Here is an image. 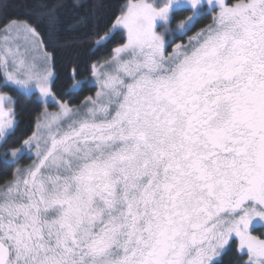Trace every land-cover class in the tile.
Wrapping results in <instances>:
<instances>
[{"label": "snow or ice", "instance_id": "snow-or-ice-1", "mask_svg": "<svg viewBox=\"0 0 264 264\" xmlns=\"http://www.w3.org/2000/svg\"><path fill=\"white\" fill-rule=\"evenodd\" d=\"M174 2L133 0L100 30L114 46L80 106L57 99L37 28L0 26L4 81L58 107L10 147L16 100L0 91V149L34 153L0 185V264H212L232 234L264 264V233L248 231L264 211L244 207L264 206V0H215L212 23L169 54L154 22ZM43 15L54 27L56 7Z\"/></svg>", "mask_w": 264, "mask_h": 264}, {"label": "trees", "instance_id": "trees-1", "mask_svg": "<svg viewBox=\"0 0 264 264\" xmlns=\"http://www.w3.org/2000/svg\"><path fill=\"white\" fill-rule=\"evenodd\" d=\"M129 0H0V26L5 21L17 20L31 23L37 28L44 48L51 53L55 60L54 92L57 99L63 97L64 102L72 106L82 105L86 97L93 96L96 87L92 83L93 77L89 72L90 63L106 56L113 44L107 41L96 44L101 29L109 21L119 15L120 9ZM236 0H228L232 5ZM56 7L57 20L50 26L43 14L50 8ZM188 14L178 16L176 22L183 21ZM212 22L211 17L199 20L198 26ZM120 33L123 31L120 30ZM1 35V33H0ZM111 39V37H110ZM117 39L121 37L117 36ZM75 68L77 78L84 85L74 91L70 78L71 70ZM0 75V91L6 92L16 100L15 111L17 125L13 138L9 141L10 147H19L21 140L31 135L34 130L35 118L43 112V104L35 94L27 95L17 88L5 85ZM0 149V185L7 183L13 176L16 166L7 161ZM28 163L24 160L23 165ZM214 264H247V255L239 250L237 240H232L221 259Z\"/></svg>", "mask_w": 264, "mask_h": 264}, {"label": "flooded vegetation", "instance_id": "flooded-vegetation-1", "mask_svg": "<svg viewBox=\"0 0 264 264\" xmlns=\"http://www.w3.org/2000/svg\"><path fill=\"white\" fill-rule=\"evenodd\" d=\"M219 7L220 6L214 1L212 5H209L208 0H201V4L197 5L196 7H193L190 0H182L180 6L171 10L168 15L169 22L167 24L170 30H172L170 31V33L171 32H173L174 34L178 33L176 37H168L170 33L167 34L164 44L166 50H168V53L170 54L171 50L172 52L175 51V45L177 44L182 43L183 45H187L190 37L195 36L199 30L206 28L209 24L204 26H198L199 20L204 17H211L212 19L214 14L218 12V10L220 9ZM184 14H188V15L183 21L189 20V22L186 24V26H181L180 24L181 21L176 22L175 20L178 16H182ZM188 17H191V19H187ZM176 28L177 31H173L176 30ZM161 29L162 27L161 28L159 26L156 27V31L158 32H161ZM244 207H248V208L256 207L258 211H264V206L257 205L253 201L247 202ZM242 213L243 210L242 209L239 210L238 213L236 214L237 218ZM248 231L251 232L253 235H260L264 233V222H262L261 224H256V223L250 224Z\"/></svg>", "mask_w": 264, "mask_h": 264}, {"label": "rangeland", "instance_id": "rangeland-1", "mask_svg": "<svg viewBox=\"0 0 264 264\" xmlns=\"http://www.w3.org/2000/svg\"><path fill=\"white\" fill-rule=\"evenodd\" d=\"M213 1L215 2V0H213ZM227 1H228V0H226V4H227L228 6H231V5H229V4L227 3ZM131 2H133V0H129L127 3H131ZM147 2L152 3V0H147ZM167 2H168V0H155V3H154L153 6H154V7H157V8H160V7L164 6ZM219 8H220V7H219ZM219 11H220V9H219L218 12H216L215 14H218ZM211 20L213 21V18H212ZM168 22H169V19H167V20L165 21V20L160 19V18H158V19L154 22V24H155L154 31H155L158 35H161V36H162L163 41H165V39H166V37H167V34H169L170 31H172V30H170V28L168 27V24H167ZM188 22H189V20H186V22L183 24V26H186V24H187ZM158 26H159L160 28L162 27L161 32L156 31V27H158ZM120 30L124 32L123 29H120ZM120 30H119V31H120ZM173 31H177V28H176V30H173ZM177 34H178V33L174 34L173 32H171L170 35H169L168 37H176ZM104 42H106V41H104ZM2 43H3V36H2V33H1V35H0V44H2ZM102 43H103V42H102ZM171 53H172V50H171ZM171 53H170V54H171ZM92 83H93L94 86L96 87V90H98V89H97V85L94 83V78L92 79ZM4 84H5V85H10V86L15 87L14 85H11V84L6 83V82H5ZM83 85H84V83H83V82H80L79 85H78L76 88H73V90H74V91H77V90H79L80 88H82ZM15 88H17V87H15ZM17 89H18L19 91H21V92L27 94V95H33V94H35V95L37 96V99L43 104V111H44L45 108H47V110H48L49 112H56V111H58V107H57L55 101H53V100L51 99V97L48 98V102H47V103L44 102L43 98H38V97H39V93H38V90L35 88L34 85L31 87L30 90H22V89H19V88H17ZM94 95H95V94H94ZM94 95H93V96H94ZM16 125H17V124H16ZM10 155H11V154L8 153L7 158H8V157H9V158L7 159V161H9L10 163L14 164L16 167L26 168V167H28L30 164L33 163L34 153L31 152L27 147L22 148V149L20 150V152L18 153L17 157H15V158H11ZM24 160L27 161V163H28L26 166L23 165ZM262 222H264V220H261L260 217H256V220L254 219V220L252 221V223H256V224H261ZM252 223H251V224H252ZM253 227H254V226H253ZM249 234L253 235L251 232H249ZM233 239L237 240V242H238V246H239V237H237L235 234H232V236H231V238H230V241H229V244L231 243V241H232ZM227 248H228V247H227ZM227 248L222 252L221 256H220L218 259L213 260L212 264L218 262V261L221 259L222 255H223L224 252L227 250ZM242 254H245V255L248 256V254H249V253H248V250L245 248V249L243 250V253H242Z\"/></svg>", "mask_w": 264, "mask_h": 264}, {"label": "water", "instance_id": "water-1", "mask_svg": "<svg viewBox=\"0 0 264 264\" xmlns=\"http://www.w3.org/2000/svg\"><path fill=\"white\" fill-rule=\"evenodd\" d=\"M181 2H182V0H175V2L172 3V5H171L170 10H173V9L177 8L178 6H180Z\"/></svg>", "mask_w": 264, "mask_h": 264}]
</instances>
